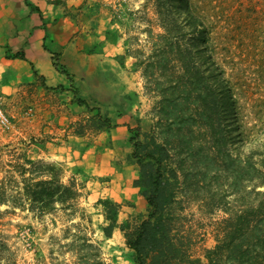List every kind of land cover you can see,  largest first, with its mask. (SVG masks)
Here are the masks:
<instances>
[{
  "label": "rangeland",
  "instance_id": "1",
  "mask_svg": "<svg viewBox=\"0 0 264 264\" xmlns=\"http://www.w3.org/2000/svg\"><path fill=\"white\" fill-rule=\"evenodd\" d=\"M54 1L72 17L80 37L94 39L88 51L92 56L88 68L71 73L68 93L46 87L35 71L32 82L0 92V105L9 119L8 128L0 127V179L5 165L20 157L50 166L65 183L73 177L81 197L72 215L60 207L38 216L26 205H0V240L9 252L0 253V264H85L84 254L96 251H78L79 236L98 248L103 263L133 264L119 229L105 237L102 229L108 223L99 201L121 204L119 224L134 223L146 212L145 200L132 186L138 169L130 161L129 128L149 132L156 121L159 98L145 88L140 65L151 55V36L162 32L155 0ZM193 1L210 33L209 51L202 59L208 109L215 107L214 101L220 104L216 110L223 112L224 80L238 114L237 121L231 117L226 124L228 166L217 179L225 206L210 214L192 199L183 211L191 254L205 262L204 250L215 246L219 223L228 217L224 208L242 209L253 198L247 194L252 191L248 176L242 181L246 195L240 199L234 193L231 160L254 150L261 153L264 146V0ZM125 125L124 133L115 130ZM239 132L248 138L243 145ZM258 190L264 192V186Z\"/></svg>",
  "mask_w": 264,
  "mask_h": 264
},
{
  "label": "trees",
  "instance_id": "2",
  "mask_svg": "<svg viewBox=\"0 0 264 264\" xmlns=\"http://www.w3.org/2000/svg\"><path fill=\"white\" fill-rule=\"evenodd\" d=\"M154 5L162 32L151 36V55L140 65L145 88L159 98L156 121L149 132L139 126L129 128L130 161L138 169L132 186L147 208L136 222L119 224L121 204L99 201L108 223L102 231L106 238L116 229L123 233L133 264H264V192L258 190L264 186V146L261 153L254 150L243 159L240 154L231 160L234 193L240 199L246 195L242 181L248 176L252 191L247 194L252 195V202L242 209L224 208L228 217L219 223L215 246L204 250L205 262L191 254L183 211L192 199L203 203L210 214L225 206L218 196L222 190L217 179L228 163L223 141L226 124L231 117L237 121L238 114L231 87L224 80L223 112L216 110L220 104L214 101L215 107L208 109L202 59L209 51L210 33L194 1L155 0ZM238 138L242 145L248 140L241 132ZM5 166L0 205H26L38 216L58 207L70 215L76 212L81 190L73 177L65 183L50 166L20 157ZM77 241L78 251H96L84 254L85 264H105L92 242L81 236ZM0 253H9L1 240Z\"/></svg>",
  "mask_w": 264,
  "mask_h": 264
},
{
  "label": "crops",
  "instance_id": "3",
  "mask_svg": "<svg viewBox=\"0 0 264 264\" xmlns=\"http://www.w3.org/2000/svg\"><path fill=\"white\" fill-rule=\"evenodd\" d=\"M93 45L54 0H0V92L32 82L35 71L46 87L68 93L71 73L88 68Z\"/></svg>",
  "mask_w": 264,
  "mask_h": 264
},
{
  "label": "built area",
  "instance_id": "4",
  "mask_svg": "<svg viewBox=\"0 0 264 264\" xmlns=\"http://www.w3.org/2000/svg\"><path fill=\"white\" fill-rule=\"evenodd\" d=\"M9 119L0 105V127L8 128Z\"/></svg>",
  "mask_w": 264,
  "mask_h": 264
}]
</instances>
